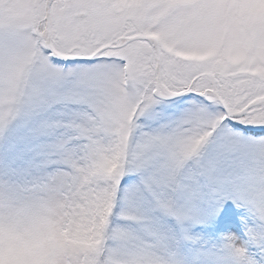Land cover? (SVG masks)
<instances>
[{
	"label": "snow or ice",
	"instance_id": "1",
	"mask_svg": "<svg viewBox=\"0 0 264 264\" xmlns=\"http://www.w3.org/2000/svg\"><path fill=\"white\" fill-rule=\"evenodd\" d=\"M0 264H264V0H0Z\"/></svg>",
	"mask_w": 264,
	"mask_h": 264
}]
</instances>
